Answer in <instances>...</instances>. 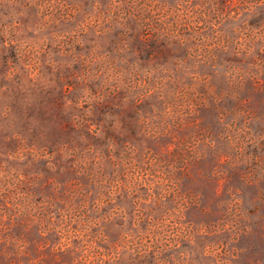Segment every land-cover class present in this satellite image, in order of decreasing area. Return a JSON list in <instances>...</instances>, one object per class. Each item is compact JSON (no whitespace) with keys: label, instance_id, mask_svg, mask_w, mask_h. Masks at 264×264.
<instances>
[{"label":"rangeland","instance_id":"obj_1","mask_svg":"<svg viewBox=\"0 0 264 264\" xmlns=\"http://www.w3.org/2000/svg\"><path fill=\"white\" fill-rule=\"evenodd\" d=\"M0 264H264V0H0Z\"/></svg>","mask_w":264,"mask_h":264}]
</instances>
